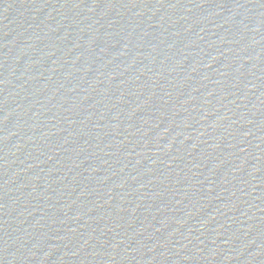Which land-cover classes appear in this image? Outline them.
<instances>
[{"label":"water","instance_id":"95a60500","mask_svg":"<svg viewBox=\"0 0 264 264\" xmlns=\"http://www.w3.org/2000/svg\"><path fill=\"white\" fill-rule=\"evenodd\" d=\"M0 264H264V0H0Z\"/></svg>","mask_w":264,"mask_h":264}]
</instances>
